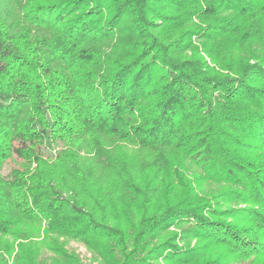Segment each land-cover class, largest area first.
Instances as JSON below:
<instances>
[{"label":"trees","instance_id":"16d2710c","mask_svg":"<svg viewBox=\"0 0 264 264\" xmlns=\"http://www.w3.org/2000/svg\"><path fill=\"white\" fill-rule=\"evenodd\" d=\"M0 264H264V0H0Z\"/></svg>","mask_w":264,"mask_h":264},{"label":"rangeland","instance_id":"374dc122","mask_svg":"<svg viewBox=\"0 0 264 264\" xmlns=\"http://www.w3.org/2000/svg\"><path fill=\"white\" fill-rule=\"evenodd\" d=\"M66 248L69 251H74L76 254H78L84 263L89 262L90 254L82 244L71 241L67 243Z\"/></svg>","mask_w":264,"mask_h":264}]
</instances>
